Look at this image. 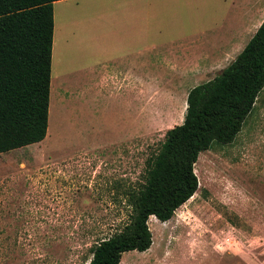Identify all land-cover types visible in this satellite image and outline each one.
<instances>
[{"label": "rangeland", "instance_id": "1", "mask_svg": "<svg viewBox=\"0 0 264 264\" xmlns=\"http://www.w3.org/2000/svg\"><path fill=\"white\" fill-rule=\"evenodd\" d=\"M198 1L179 0L169 16L174 45ZM70 3L73 39L89 45L103 26L116 36L146 21L127 0ZM235 6L217 0V17L225 22ZM212 20L206 10L207 29ZM217 74L55 71L46 138L0 153V264H89L94 244L129 223L128 192L143 183L167 130L184 121L189 90ZM195 171L197 192L170 220L151 216L152 246L124 253L120 264H264V89L235 140L201 152Z\"/></svg>", "mask_w": 264, "mask_h": 264}, {"label": "trees", "instance_id": "2", "mask_svg": "<svg viewBox=\"0 0 264 264\" xmlns=\"http://www.w3.org/2000/svg\"><path fill=\"white\" fill-rule=\"evenodd\" d=\"M55 1L0 0V153L47 136ZM263 89L264 20L228 66L189 90L184 121L167 130L143 183L128 192L129 223L94 244L89 264H120L124 253L152 246L150 217L170 220L197 192L200 153L235 140Z\"/></svg>", "mask_w": 264, "mask_h": 264}, {"label": "crops", "instance_id": "3", "mask_svg": "<svg viewBox=\"0 0 264 264\" xmlns=\"http://www.w3.org/2000/svg\"><path fill=\"white\" fill-rule=\"evenodd\" d=\"M77 1L54 2L52 76L59 70L62 73H219L244 49L264 20V0H236L233 15L225 22L217 17V0L198 1L191 8L195 13L188 19L180 44L174 45L173 25L171 31L167 26L169 16L173 21L174 14L179 13V0H127V11L145 17L146 21L127 24L117 30L116 36L103 26L100 41L89 45L86 40H74V28L68 24L70 2ZM206 10L213 15L208 29ZM168 36H171L169 42ZM157 37L164 39L162 43L153 40ZM102 79L104 84L110 82L109 76ZM119 80L115 83L122 84ZM71 85L75 86V101H82L83 90H78L72 81ZM135 86L141 90L140 76Z\"/></svg>", "mask_w": 264, "mask_h": 264}, {"label": "bare ground", "instance_id": "4", "mask_svg": "<svg viewBox=\"0 0 264 264\" xmlns=\"http://www.w3.org/2000/svg\"><path fill=\"white\" fill-rule=\"evenodd\" d=\"M51 105H52V102H51ZM53 107V106H52ZM51 107V108H52ZM55 111V110H54ZM57 112V111H56ZM52 116H54V115H52ZM55 117V116H54ZM60 117V116H59ZM54 119V118H53ZM55 121H57V120H55ZM53 124V123H52ZM56 124V123H55ZM49 125H51V124H49ZM54 130V129H53ZM51 131V129L49 130V132ZM57 131V130H56Z\"/></svg>", "mask_w": 264, "mask_h": 264}]
</instances>
